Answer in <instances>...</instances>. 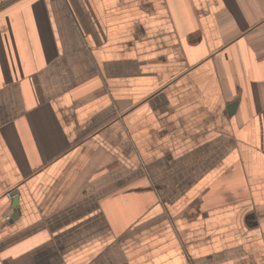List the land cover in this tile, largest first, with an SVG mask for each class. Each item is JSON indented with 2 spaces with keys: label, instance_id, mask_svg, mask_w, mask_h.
Here are the masks:
<instances>
[{
  "label": "crops",
  "instance_id": "1",
  "mask_svg": "<svg viewBox=\"0 0 264 264\" xmlns=\"http://www.w3.org/2000/svg\"><path fill=\"white\" fill-rule=\"evenodd\" d=\"M0 264H264V0H0Z\"/></svg>",
  "mask_w": 264,
  "mask_h": 264
},
{
  "label": "water",
  "instance_id": "2",
  "mask_svg": "<svg viewBox=\"0 0 264 264\" xmlns=\"http://www.w3.org/2000/svg\"><path fill=\"white\" fill-rule=\"evenodd\" d=\"M234 106H235V104L228 106L229 113L234 109ZM12 204H13V207L16 209V207H17V200H16V198H13Z\"/></svg>",
  "mask_w": 264,
  "mask_h": 264
}]
</instances>
